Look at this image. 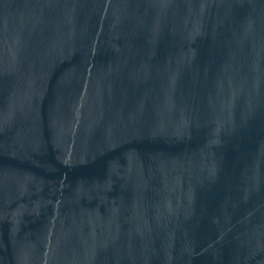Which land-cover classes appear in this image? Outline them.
I'll return each mask as SVG.
<instances>
[{"label": "water", "instance_id": "water-1", "mask_svg": "<svg viewBox=\"0 0 264 264\" xmlns=\"http://www.w3.org/2000/svg\"><path fill=\"white\" fill-rule=\"evenodd\" d=\"M0 264H264V0H0Z\"/></svg>", "mask_w": 264, "mask_h": 264}]
</instances>
